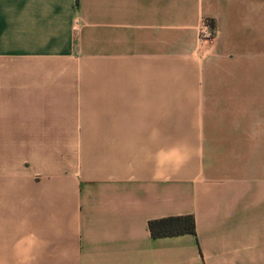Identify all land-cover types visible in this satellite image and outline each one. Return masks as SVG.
<instances>
[{
	"label": "crops",
	"instance_id": "1",
	"mask_svg": "<svg viewBox=\"0 0 264 264\" xmlns=\"http://www.w3.org/2000/svg\"><path fill=\"white\" fill-rule=\"evenodd\" d=\"M0 264H264V0H0Z\"/></svg>",
	"mask_w": 264,
	"mask_h": 264
},
{
	"label": "trees",
	"instance_id": "2",
	"mask_svg": "<svg viewBox=\"0 0 264 264\" xmlns=\"http://www.w3.org/2000/svg\"><path fill=\"white\" fill-rule=\"evenodd\" d=\"M153 237H167L182 234H196V223L192 216L168 217L149 222Z\"/></svg>",
	"mask_w": 264,
	"mask_h": 264
},
{
	"label": "built area",
	"instance_id": "3",
	"mask_svg": "<svg viewBox=\"0 0 264 264\" xmlns=\"http://www.w3.org/2000/svg\"><path fill=\"white\" fill-rule=\"evenodd\" d=\"M216 34V28L209 20H205L200 26L199 40L200 42L213 40L216 37Z\"/></svg>",
	"mask_w": 264,
	"mask_h": 264
}]
</instances>
